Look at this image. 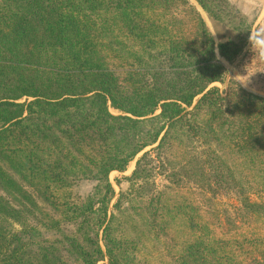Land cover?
Wrapping results in <instances>:
<instances>
[{"label": "trees", "instance_id": "trees-1", "mask_svg": "<svg viewBox=\"0 0 264 264\" xmlns=\"http://www.w3.org/2000/svg\"><path fill=\"white\" fill-rule=\"evenodd\" d=\"M199 3L222 21V5ZM186 4L0 0V264H98L105 257L109 264H142L146 241L161 233L174 240L171 222L180 214L199 234L183 245L179 264H264V239L239 238L232 231L230 239L216 238L198 214H189L193 207L183 203L185 198L149 189L162 154L187 148V142L227 148L248 160L247 172L264 175V98L234 87L224 98L212 87L224 84L227 72L217 53L231 62L245 39L234 38L225 26L223 35L217 28V42L200 17L197 40L171 31L166 15ZM142 153L128 178L144 183L137 190L140 206H134L135 217L114 225L115 215L107 221L115 194L109 176L124 173ZM252 155L260 162H250ZM211 161L215 170L217 159ZM187 174L184 179L196 176ZM79 179L99 184L65 216L70 222L81 217L77 233L43 239L56 230L62 233L60 222L50 217L45 222L29 190L57 210L66 204L54 190L64 192ZM243 206L251 215L264 213V203L246 198ZM94 216L92 236L83 227ZM125 225L127 233L119 238ZM103 227L106 253L96 239Z\"/></svg>", "mask_w": 264, "mask_h": 264}, {"label": "rangeland", "instance_id": "rangeland-1", "mask_svg": "<svg viewBox=\"0 0 264 264\" xmlns=\"http://www.w3.org/2000/svg\"><path fill=\"white\" fill-rule=\"evenodd\" d=\"M185 1L188 4L174 7L171 13H168L165 17L164 22L169 25L171 31L172 28H175L178 31L180 30L181 36L197 40L199 38L197 24L198 17H200L209 34L217 42H219L218 38L221 37L217 33V28L222 35L227 28L234 38L241 37L245 39L243 51L231 62L222 59L216 52L218 59L227 72L224 84H214L212 87L219 88L224 98L227 97L228 89L231 87L250 92V86L252 85L262 92L264 84L256 76L249 79L246 72L250 70L251 65L248 64L246 67L245 60L250 61V59L258 57L259 52L264 47L261 46L264 43V0H203L209 6L208 8L222 5V23H219L206 12L200 5L199 0ZM180 8L183 12L180 11ZM246 27L249 28V33L245 32ZM176 33L178 32L173 31V34ZM166 35L167 33L163 34L164 37ZM249 35L252 37V43L249 42ZM240 82H246L247 86L240 85ZM198 100L199 98L195 100L194 106L198 103ZM110 112L113 115H120L113 109H110ZM186 145L187 148H172L162 154L165 159L157 164V167H159L158 174L149 182V189L154 193L167 192L171 199L185 198L182 200L183 203L185 205L192 204L193 207L189 210V214L193 216L198 214L199 218L197 220L207 224L211 228L209 231L212 233L213 230L216 238L230 239L229 234L232 231V234H240L239 238L264 239V213L251 215L243 206L246 198L258 204L264 203V175L259 177L255 173L247 172L245 162H248V160L245 161L243 157H239L236 152H230L227 148H196V144L188 142ZM142 155L143 153L131 162L124 173L113 172L109 176L115 194L108 204L107 221L109 222L112 216L115 215L116 222L114 225L123 223L129 217L136 216L137 212L134 210V206H140L137 201V190L144 183L143 181L132 182L128 178L133 175L137 160ZM211 158L217 159V162L214 163L215 170L211 169L209 164V162H212ZM249 161L252 163L260 162L254 155L251 156ZM185 164L188 167H185L186 170L183 168ZM164 165L165 170L160 168ZM218 166L222 169L220 170ZM225 168L229 171H225ZM174 173L176 175L171 178V174ZM192 173H195L196 176L191 179H184L185 174L189 177ZM169 178L171 180L184 179V182L178 185L172 184ZM98 184L99 182L93 179H79L74 182L70 189L64 192L54 190L60 201L66 204L60 206L57 210L44 204L39 194L29 190L41 206L40 212L45 214V222L49 217L60 222L59 228L62 233L56 230L46 234L43 239L49 241L62 240V236H71L77 233L81 217L78 221L70 222L65 219V216L74 212L75 206L85 203L95 193ZM241 186L244 187V191ZM97 208L99 207L96 206ZM35 212L39 214V211ZM39 216L41 218V215ZM96 218V216L92 217L89 223L84 225V232L94 236V230H97ZM184 218L185 216L180 214L171 222L173 225L171 235L174 236V240L167 237L165 233H161L158 238H150L151 240L146 241L139 255L140 258L146 260L145 262L142 260V264H179L178 258L182 253L181 248L187 241H195L199 234L198 229H194L193 225H188L187 218ZM168 219L171 221L172 216L170 215ZM30 223L34 225L35 221L30 220ZM16 228L18 229L19 226H16ZM104 228L98 230L96 239L106 253ZM127 230V225L122 226L119 238L127 233ZM47 231L44 229V232ZM78 236L81 239V234H78ZM234 251H236V248L233 245L231 252ZM231 252L229 255L233 258ZM98 264H109L108 257H105Z\"/></svg>", "mask_w": 264, "mask_h": 264}, {"label": "built area", "instance_id": "built-area-1", "mask_svg": "<svg viewBox=\"0 0 264 264\" xmlns=\"http://www.w3.org/2000/svg\"><path fill=\"white\" fill-rule=\"evenodd\" d=\"M261 56V58H260ZM250 62V63H249ZM246 66L251 65L250 70H247L249 79L256 76V78L264 84V57L262 51L259 52V56L249 60H245ZM264 95V94H263ZM264 98V96H262Z\"/></svg>", "mask_w": 264, "mask_h": 264}, {"label": "crops", "instance_id": "crops-1", "mask_svg": "<svg viewBox=\"0 0 264 264\" xmlns=\"http://www.w3.org/2000/svg\"><path fill=\"white\" fill-rule=\"evenodd\" d=\"M262 50V53H263V57H264V47L261 49ZM245 67V66H244ZM244 67H242L244 69ZM247 67V66H246ZM251 87V91L252 93L256 94V95H259V96H264V90L261 92L260 89L256 88V87H253L252 85L250 86Z\"/></svg>", "mask_w": 264, "mask_h": 264}, {"label": "clouds", "instance_id": "clouds-1", "mask_svg": "<svg viewBox=\"0 0 264 264\" xmlns=\"http://www.w3.org/2000/svg\"><path fill=\"white\" fill-rule=\"evenodd\" d=\"M249 42L252 43V37H251V35H249ZM261 46H264V43H262ZM240 85L247 86L246 82H240Z\"/></svg>", "mask_w": 264, "mask_h": 264}]
</instances>
